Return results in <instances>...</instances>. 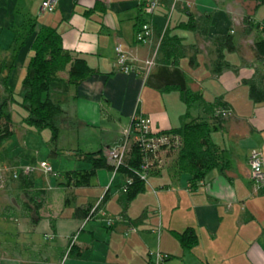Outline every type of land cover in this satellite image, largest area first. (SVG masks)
Listing matches in <instances>:
<instances>
[{
  "label": "crops",
  "instance_id": "obj_1",
  "mask_svg": "<svg viewBox=\"0 0 264 264\" xmlns=\"http://www.w3.org/2000/svg\"><path fill=\"white\" fill-rule=\"evenodd\" d=\"M41 1L0 0V58L7 54L4 58L11 63L7 85L15 92L26 74L36 32L17 46L13 43L14 30L20 31L23 24L34 22L36 28L56 29L63 49L72 58L85 60L91 73L77 85L66 82L68 65L58 74L62 81L49 86L52 100L78 121L74 127L63 128L66 135H73L76 140V148L68 154L78 160H82L80 153L119 143L133 114L149 117L154 129L169 131L192 119L206 120L213 126L215 100L231 113L211 129L208 137L219 163L205 173L194 189L190 175L177 171V149H167L161 155L163 167L148 174V184L129 202L126 217L120 215L118 202L127 179L123 172L99 168L85 186L69 184L65 176L56 180L34 174L42 182L34 178L35 189L44 190L46 201L33 223L24 219L16 224L14 233L0 226V238L6 240L0 239V264H149L147 254L151 250L168 254L167 264H264V185L256 190L248 167L251 148H259L264 156V103L251 101L245 83L254 67H260L252 50L259 32L241 34L246 15L264 23V4L255 8V0H177L173 5V0H160L149 18L152 40L137 43L134 32L142 16V0H59L53 12L40 14ZM186 12L210 13V36L225 32L233 35L237 50L225 52L224 56L237 67L236 72L214 74L209 65L214 57L210 45L190 30L175 28L186 19ZM167 27L182 39L186 49L177 64L156 63L145 75L123 74L116 68V44L144 59L158 41L156 31ZM191 45L198 48L193 64L189 62ZM181 91L199 95L202 101L191 102L187 108ZM10 129L9 138L15 134L12 125ZM80 134L82 143L93 144L94 147L88 146L92 151L79 148ZM12 149L9 152L1 145L0 158L18 164L31 162L23 159L17 145ZM59 153L55 146L50 156ZM87 165L79 170L88 169ZM57 187L64 200L59 207H55L49 194ZM80 190L82 196L76 193ZM112 198L116 199V213L107 210ZM99 203L102 214L119 218L111 228L105 226L101 212L87 221L74 216L76 207L91 212ZM53 207L57 209L53 211ZM150 210L155 215L154 223H149ZM14 222H18L17 218ZM158 223L167 228L176 242H166L163 232L155 241H148ZM130 227L136 228L133 232L137 235L128 231ZM186 228L197 236L196 244L190 248L183 247L173 233Z\"/></svg>",
  "mask_w": 264,
  "mask_h": 264
},
{
  "label": "trees",
  "instance_id": "obj_2",
  "mask_svg": "<svg viewBox=\"0 0 264 264\" xmlns=\"http://www.w3.org/2000/svg\"><path fill=\"white\" fill-rule=\"evenodd\" d=\"M255 8L264 3V0H255ZM144 18L140 16L136 28L142 24ZM211 14L208 12L192 13L186 12V19L177 23L175 28L187 29L194 32L198 37L207 42L214 55L210 61V69L214 74H220L231 70L236 72L237 67L225 59V52H235L237 47L234 43L233 35L230 32L218 33L212 36L208 31L211 26ZM24 32L14 30L13 43L22 45L24 40L36 32V36L31 43L32 55L28 60L26 74L21 82V93L19 105L25 110L24 122L40 131L48 129L50 131L49 141L55 145L63 128H71L78 125V121L70 118L65 110L51 98L50 84L55 81H62L59 71L69 65L66 82L77 85L86 78L91 69L84 59L72 58L62 47L60 34L56 29L41 26L36 28V23H25L21 26ZM264 31L263 22H254L251 16L246 15L242 19L241 34L247 36L253 30ZM155 36L159 39L156 62L162 64H177L185 56L186 49L182 39L172 34L167 27L164 31H156ZM192 54L189 58L190 64L195 62L198 48L191 45ZM252 50L255 61L259 66H255L249 79L245 81L248 87V95L254 104L264 103V35L254 39ZM180 97L187 108L194 101H202L199 95L188 91H181ZM13 94L7 85V78L0 76V148L2 142L11 135L9 125L12 122L9 106L14 103ZM213 126L206 120L192 119L185 122L178 128L171 129L170 132L180 136L181 144L177 149L176 167L178 172L188 173L192 182L191 189L196 183L201 181L205 173L215 167L218 163V156L208 144V137L211 129L219 125L223 118L215 114L217 108H228L219 100L213 103ZM53 150V149H52ZM81 155V154H79ZM82 160L89 164L88 169L70 170L65 172L68 182L74 186H85L89 183L99 168L108 167L106 158L103 156L102 148L94 152H83ZM141 164V152L139 148L132 144L125 158V161L116 170L123 172L127 178L131 179L130 184L120 193L118 202L120 204V215L126 217L125 211L129 202L141 191L144 190L146 182L138 176ZM16 188L26 199V206L33 211L36 218H39V211L46 201L44 190L34 188V175L20 174ZM100 207V203L98 205ZM85 207H76L75 217L85 218L88 214ZM54 222L51 220V228ZM177 240L183 247L190 248L197 242V236L192 229L186 228L182 232H173Z\"/></svg>",
  "mask_w": 264,
  "mask_h": 264
},
{
  "label": "built area",
  "instance_id": "obj_3",
  "mask_svg": "<svg viewBox=\"0 0 264 264\" xmlns=\"http://www.w3.org/2000/svg\"><path fill=\"white\" fill-rule=\"evenodd\" d=\"M58 1L42 0L39 13L53 12ZM158 1H141V13L144 21L134 32V39L137 43H147L152 40L153 28L149 18L155 13L158 7ZM158 45L159 39L152 49L150 56L142 59L125 49L120 43L116 44L114 46L116 68L123 74H147L157 63ZM230 113L231 110L229 108H217L215 110V114L220 115L222 118L229 116ZM132 144L136 145L141 152V164L138 176L147 182V176L152 170H160L163 167L162 153L167 149H178L181 144V139L178 134L152 128L149 117L133 114L129 125L121 132L120 142L108 148V153L105 156L107 163L114 166V171L124 163ZM248 167L250 180L255 185L256 190H258L264 185V156L259 148L253 147L250 149L248 154ZM35 172L50 174L53 172V168L45 160H38L35 163L18 164L0 158V192H5L13 184H16L20 174L28 175L35 174ZM130 182L131 179L127 178L121 191H124ZM97 208L98 204L90 213L93 214ZM89 219H91L90 214L85 220ZM103 221L108 228L115 222L112 217H106ZM135 230V227L128 229L129 232ZM72 239L74 240L75 236ZM147 256L149 258V264H167L169 259V255L160 250H151Z\"/></svg>",
  "mask_w": 264,
  "mask_h": 264
},
{
  "label": "rangeland",
  "instance_id": "obj_4",
  "mask_svg": "<svg viewBox=\"0 0 264 264\" xmlns=\"http://www.w3.org/2000/svg\"><path fill=\"white\" fill-rule=\"evenodd\" d=\"M176 2H177V0H173V5ZM159 3H160V0L158 1V6H159ZM262 4H264V3H262ZM171 8H173V7H171ZM261 10L264 11V8ZM253 21L257 22L255 20H253ZM261 29L262 28H260V30H258V32H259L258 36L259 37L264 35V31L262 32ZM20 31L24 32V28L23 29L20 28ZM12 52L9 51V54ZM4 57L0 58V63L5 65L3 67L0 65V76L6 78L7 69L10 67L11 63L7 58H4ZM63 70H61V71H63ZM61 71H59V73ZM21 82H22V80H21ZM21 82L18 85V87L16 88L17 90L15 92H12L15 102L12 103L10 105L11 108H9V111L11 114V119H12V122L9 125V128H11V125H12V128L15 129V134H13L11 136V138L3 141V144H2L3 147L7 148L9 152H13L14 151L12 149L13 145L14 144L17 145V147H19V149H21L20 153H21L23 159L25 161L28 159L31 161V163H35L38 160L47 161L52 166L53 172H51L50 174H42L40 172H35V174L38 173L41 175H45V176H47V178L51 177V178H54L56 180H60L62 178V176H65L64 174L66 171L79 170L80 168L87 167L88 166L87 163L83 162L82 160H78L75 157V155L68 154L71 151V149L76 148V144H75L76 140H75V138H73V135L69 137V135L65 134L64 129H62L58 143H56L55 145H51L50 141L48 142V140L50 138V131L48 129H43V130L38 131L34 127H31L24 122V117L26 116V112L19 105ZM94 132L96 134L98 132V128H95ZM11 133H12V131H11ZM82 137L83 136L80 134L79 135V140H80L79 148L80 149L86 148V151H92V150H90L91 147H88V146L94 147L93 144L85 145V143H82V141H83ZM55 146L59 149L60 153L56 156H52V155L50 156V151ZM111 146L106 147L104 150L102 149L104 157L108 153V148H110ZM92 149L95 150V148H92ZM80 154L82 155V153H80ZM81 155H79V156H81ZM110 171L113 173L118 172L117 170L114 171V166H111V165H110ZM34 178H38L37 179L38 183H42L39 179L40 178L39 176H35ZM147 180H148V176H147ZM67 183L70 184L71 181L68 182V180H67ZM69 184H67V185H69ZM147 184H148V182H147ZM34 188H35V186H34ZM58 189H59V187H57L56 189L49 192V194L52 197L51 201L53 203H55V207L61 206L63 201H64L63 200V194H62L63 192L59 191ZM121 192L122 191L120 189V193ZM76 193H78L82 196L83 191L80 190V191H77ZM70 198H71L70 196L67 197V199H70ZM115 200H116L115 198H112L109 206L107 207V210L110 213H116L117 205H116ZM26 203H27L26 199L24 198L23 194L16 188V184H13L11 187H9L7 189V191L0 192V226H2L1 229H3V227H4L6 229V231L14 233V232H16V224L17 225L21 224L24 221V219H27V222H29V223H33L36 216L34 215L33 211L30 210L31 206L28 208L26 206L27 205ZM55 207L52 208L53 211L55 209H57ZM101 208H97L93 214H96L97 212L98 213L101 212L100 211ZM102 213H104V212L99 213L102 215V219L110 216L114 219L115 222L119 221V218L117 216H114V215L109 214V213H108L109 215L105 216V214H102ZM89 214H90V217L92 218L93 214H91L90 212H89ZM16 218L18 221L17 223L14 222ZM85 218H84V220H85ZM85 221H87V220H85ZM154 221H155V215H152V211H151V213H149V223L150 222L154 223ZM115 222L113 223V225L115 224ZM112 226H110L109 228H111ZM5 229H4V231H5ZM155 229H156V232L154 234L150 235L151 237H149V236L147 237L148 241H150V242H153V240L155 241V239L158 238V236L161 234V232H163V234L167 236V239L165 238L166 242H176L175 239L171 235H169L170 233L168 234L167 228L166 227L162 228L160 223H158L156 225ZM132 233H135V232H132ZM135 234L137 235V233H135ZM136 235H134V236H136ZM155 236H156V238H155ZM0 239H1V242H6L5 239H3V238H0ZM123 240H127V239H123ZM123 240H120V241L123 242ZM3 245H5V244H3Z\"/></svg>",
  "mask_w": 264,
  "mask_h": 264
}]
</instances>
